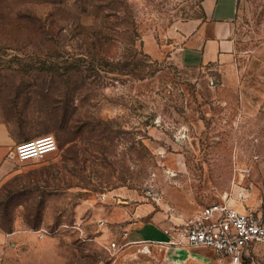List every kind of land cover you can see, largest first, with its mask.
Masks as SVG:
<instances>
[{"label":"rangeland","instance_id":"obj_1","mask_svg":"<svg viewBox=\"0 0 264 264\" xmlns=\"http://www.w3.org/2000/svg\"><path fill=\"white\" fill-rule=\"evenodd\" d=\"M203 1L0 0V122L16 143L58 142L40 161L11 155L0 225L35 238L5 264H226L184 245L109 250L128 237L103 221L144 203L172 223L222 200L264 210V0H238L229 61L182 63Z\"/></svg>","mask_w":264,"mask_h":264},{"label":"crops","instance_id":"obj_2","mask_svg":"<svg viewBox=\"0 0 264 264\" xmlns=\"http://www.w3.org/2000/svg\"><path fill=\"white\" fill-rule=\"evenodd\" d=\"M202 6L204 15L201 18L182 24L184 41L180 60L182 63L203 64L229 61L235 47L233 21L238 0H204ZM15 144L7 125L0 122V181L10 169L11 152ZM180 206L184 211H195L185 200L180 201ZM104 220L110 226L126 231L131 244L142 241L166 243L170 239L165 232L172 224L168 214L155 211L151 203H144L136 209L115 205L105 212ZM156 235L161 237L155 238ZM33 238L19 218H16L10 229L0 225V264H5L10 256L17 254L16 250L20 246ZM188 258L198 262L203 260L200 254L195 253H190Z\"/></svg>","mask_w":264,"mask_h":264},{"label":"built area","instance_id":"obj_3","mask_svg":"<svg viewBox=\"0 0 264 264\" xmlns=\"http://www.w3.org/2000/svg\"><path fill=\"white\" fill-rule=\"evenodd\" d=\"M57 149L55 136L44 135L16 143L11 155L20 162L40 161ZM248 197L243 193L239 203L245 205ZM101 198L105 199L106 195ZM165 232L170 236L165 244L208 248L226 264H249L261 255L264 246V210L239 207L222 200L202 206L191 217L172 223ZM44 236L45 231L39 238ZM127 237L125 231L123 238ZM127 243L131 242L118 244L113 241L108 248L118 250Z\"/></svg>","mask_w":264,"mask_h":264},{"label":"trees","instance_id":"obj_4","mask_svg":"<svg viewBox=\"0 0 264 264\" xmlns=\"http://www.w3.org/2000/svg\"><path fill=\"white\" fill-rule=\"evenodd\" d=\"M34 137H31V138H27V139H25V140H30V139H33Z\"/></svg>","mask_w":264,"mask_h":264}]
</instances>
